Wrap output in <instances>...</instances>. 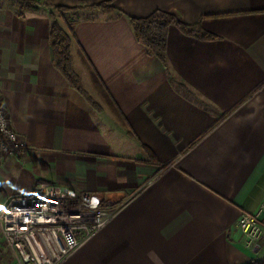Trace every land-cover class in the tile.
<instances>
[{"label": "crops", "instance_id": "obj_1", "mask_svg": "<svg viewBox=\"0 0 264 264\" xmlns=\"http://www.w3.org/2000/svg\"><path fill=\"white\" fill-rule=\"evenodd\" d=\"M48 1L110 7L72 22V67L100 110L56 68L49 12L0 0V104L26 144L0 151V201L52 183L118 210L58 264L261 260L264 234L247 248L237 223L264 200V0ZM157 9L214 38L170 26L163 63L130 22Z\"/></svg>", "mask_w": 264, "mask_h": 264}, {"label": "built area", "instance_id": "obj_2", "mask_svg": "<svg viewBox=\"0 0 264 264\" xmlns=\"http://www.w3.org/2000/svg\"><path fill=\"white\" fill-rule=\"evenodd\" d=\"M26 144L10 125L0 104V151L22 156ZM93 193L40 183L32 190L0 201V238L15 264H58L88 241L116 214ZM264 200L255 212L238 220L244 245H259L264 224Z\"/></svg>", "mask_w": 264, "mask_h": 264}, {"label": "trees", "instance_id": "obj_3", "mask_svg": "<svg viewBox=\"0 0 264 264\" xmlns=\"http://www.w3.org/2000/svg\"><path fill=\"white\" fill-rule=\"evenodd\" d=\"M16 1L19 14L40 9L49 12L52 18L49 39L56 68L70 86L80 92L95 109L100 110L99 104L86 92L81 78L72 67L71 47L74 39L72 22L77 18L78 11L81 9L109 11L110 7L107 3L89 5L82 2L74 7H67L54 5L48 0ZM55 11L58 12V15L54 13ZM66 14H70V17L65 16ZM61 22L67 28H64ZM130 22L137 40L143 43L163 63H166V41L170 26H175L183 33L195 35L201 39L214 38V35L204 30L199 23H184L176 15L159 9L154 10L146 17L130 18ZM178 86L185 89L182 84H178ZM247 264H264V257L261 260H255Z\"/></svg>", "mask_w": 264, "mask_h": 264}, {"label": "rangeland", "instance_id": "obj_4", "mask_svg": "<svg viewBox=\"0 0 264 264\" xmlns=\"http://www.w3.org/2000/svg\"><path fill=\"white\" fill-rule=\"evenodd\" d=\"M56 15H58V12H54ZM65 16L70 17V14H66ZM93 97L98 100L100 97L99 93H93ZM0 264H15L12 257L8 254V252L5 250L4 244L0 243Z\"/></svg>", "mask_w": 264, "mask_h": 264}]
</instances>
